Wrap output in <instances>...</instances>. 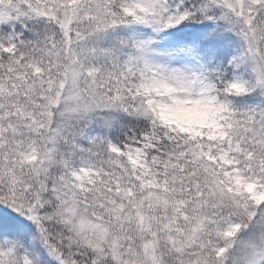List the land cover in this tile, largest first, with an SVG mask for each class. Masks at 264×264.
Listing matches in <instances>:
<instances>
[{"label": "snow or ice", "instance_id": "snow-or-ice-1", "mask_svg": "<svg viewBox=\"0 0 264 264\" xmlns=\"http://www.w3.org/2000/svg\"><path fill=\"white\" fill-rule=\"evenodd\" d=\"M0 264H264V0H0Z\"/></svg>", "mask_w": 264, "mask_h": 264}]
</instances>
